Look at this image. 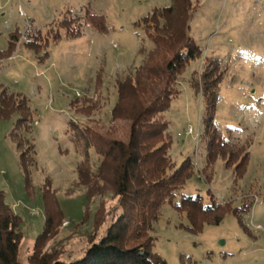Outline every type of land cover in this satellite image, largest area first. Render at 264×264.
I'll return each mask as SVG.
<instances>
[{
  "label": "rangeland",
  "instance_id": "rangeland-1",
  "mask_svg": "<svg viewBox=\"0 0 264 264\" xmlns=\"http://www.w3.org/2000/svg\"><path fill=\"white\" fill-rule=\"evenodd\" d=\"M186 3L187 34L202 52L184 69L179 94L165 114L168 154L176 167L187 157L194 163L177 196L200 195L204 204L221 207L214 215L193 207L188 217L186 208L164 205L153 225L152 252L166 264H264V0H0V51L15 33L8 56L0 55V99L11 94L25 99L30 120L17 129L34 146L26 190L10 138L20 116L0 119V191L20 218L21 264H28L42 232L44 185L50 186L61 218L38 240L43 254L67 259L105 230L118 199L108 189L89 201L74 187L80 158L68 139V123L87 127L94 138L127 142L128 114L139 101L125 93L112 121L115 83L134 76L151 49L144 28L160 29V12ZM90 13L103 17L105 32L92 30L99 20ZM26 20L32 26L30 44L22 41ZM67 28L78 29V36L69 37ZM213 59L221 79L211 144L202 138V98L188 82L199 80ZM188 129L192 134H185Z\"/></svg>",
  "mask_w": 264,
  "mask_h": 264
},
{
  "label": "trees",
  "instance_id": "trees-1",
  "mask_svg": "<svg viewBox=\"0 0 264 264\" xmlns=\"http://www.w3.org/2000/svg\"><path fill=\"white\" fill-rule=\"evenodd\" d=\"M170 1L174 3V0ZM189 8L188 3L179 10L173 6L165 7L157 17L164 22L161 28L152 27L151 31L144 28L151 49L146 53L142 65L135 68L134 76H126L115 83L117 99L111 109L112 121L119 117L117 112L127 96L125 93H134L139 101L138 107L128 114L131 126L127 142L94 138L87 127H80L73 121L68 123V139L80 158L76 164L74 187L83 189L89 201L108 189L118 199L105 230L97 240L88 242L67 259H55L50 254H43L38 240L46 238L61 218L50 186L44 185L45 219L42 232L37 236L33 252L27 259L28 264H166L152 252L154 237L151 233L162 207L173 204L176 210L186 208L188 217L189 209L193 207L204 215H214L220 209L217 202L215 206L211 202L204 204L200 195L177 196L191 178L194 163L191 157H187L176 167L168 154L171 141L165 114L179 94L178 86L184 69L199 59L202 52L187 34L191 18ZM89 17L99 20L92 30L106 31L102 16L90 13ZM78 31L67 28V35L77 37ZM14 34L9 36L7 49L0 51L2 57L8 56L15 41ZM157 55H161V61L157 60ZM210 64L204 66L199 80L192 82L191 79L188 84L202 98V138L209 137L212 144L221 73L216 59ZM1 93L6 95L3 90ZM6 97L0 99V119L14 114L20 116L13 125L10 138L18 152L27 190L30 170L35 166L34 146L18 134L17 127L24 126L30 120V110L24 98L19 100L18 96L12 94ZM20 110L28 116L22 117ZM92 154L95 155L93 163ZM3 197L0 191V264H21L20 218L4 203ZM219 220L220 217H215L214 223H219Z\"/></svg>",
  "mask_w": 264,
  "mask_h": 264
},
{
  "label": "built area",
  "instance_id": "built-area-1",
  "mask_svg": "<svg viewBox=\"0 0 264 264\" xmlns=\"http://www.w3.org/2000/svg\"><path fill=\"white\" fill-rule=\"evenodd\" d=\"M17 1H20V2H23L24 0H17ZM19 16L20 17H23V13L22 11L20 10L19 11ZM32 34V26H31V23L26 20V26H25V31L23 33V37H22V41L25 43V44H30L31 43V39H30V35ZM115 47V46H114ZM186 135H189V134H192V130L191 129H188L186 132H185ZM178 137L181 136L180 134H177ZM68 225V222H64L63 223V226H67Z\"/></svg>",
  "mask_w": 264,
  "mask_h": 264
}]
</instances>
